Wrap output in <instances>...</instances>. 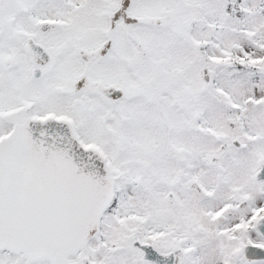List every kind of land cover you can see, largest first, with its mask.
<instances>
[{"label":"snow or ice","instance_id":"snow-or-ice-1","mask_svg":"<svg viewBox=\"0 0 264 264\" xmlns=\"http://www.w3.org/2000/svg\"><path fill=\"white\" fill-rule=\"evenodd\" d=\"M0 264H264V0H0Z\"/></svg>","mask_w":264,"mask_h":264}]
</instances>
